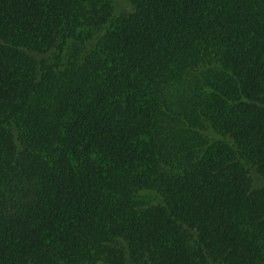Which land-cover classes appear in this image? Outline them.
<instances>
[{
	"label": "trees",
	"instance_id": "1",
	"mask_svg": "<svg viewBox=\"0 0 264 264\" xmlns=\"http://www.w3.org/2000/svg\"><path fill=\"white\" fill-rule=\"evenodd\" d=\"M123 1L0 0V264H264V0Z\"/></svg>",
	"mask_w": 264,
	"mask_h": 264
},
{
	"label": "rangeland",
	"instance_id": "2",
	"mask_svg": "<svg viewBox=\"0 0 264 264\" xmlns=\"http://www.w3.org/2000/svg\"><path fill=\"white\" fill-rule=\"evenodd\" d=\"M123 0H118V2H119V12L121 11H124V10H126V6L124 5V1L122 2Z\"/></svg>",
	"mask_w": 264,
	"mask_h": 264
}]
</instances>
